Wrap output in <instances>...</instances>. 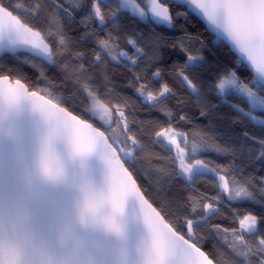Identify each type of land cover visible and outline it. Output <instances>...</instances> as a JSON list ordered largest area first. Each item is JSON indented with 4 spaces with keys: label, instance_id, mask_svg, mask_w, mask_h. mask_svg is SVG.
Here are the masks:
<instances>
[{
    "label": "snow or ice",
    "instance_id": "obj_1",
    "mask_svg": "<svg viewBox=\"0 0 264 264\" xmlns=\"http://www.w3.org/2000/svg\"><path fill=\"white\" fill-rule=\"evenodd\" d=\"M172 5L186 11L174 16ZM87 7L88 0H0V54H11L47 80L41 65H55L56 53L66 45L62 18L71 20L74 11ZM41 12L46 14L44 29L36 27ZM190 13L205 23L216 43L226 42L236 56L234 67L218 74L208 91L264 130V116L258 114L264 113V0H91L81 22L83 39L96 43L93 66L102 74L109 60L128 67L134 77L130 86L141 102L161 111L167 123L138 120L126 111L132 103L129 98L109 103L88 81L79 83L83 107L77 111L70 98L33 84L19 69L5 71L0 55V264H264V231L259 227L264 217L231 207L250 202L264 208V177L257 184L254 176L243 178L244 168L232 162L213 165L201 154L227 156L234 150L215 143L202 129L189 132L172 122L174 113L166 101L176 93L167 82L154 87V81L162 80V70L157 68L150 78L135 70L145 59V70L158 62L162 37L153 33L142 42L125 33L131 54L120 44L122 14L172 28L174 19ZM92 21L101 29L110 23L112 29L99 37L88 31ZM50 37L56 38L55 49ZM186 40L187 35L178 37L172 45H179L187 59L174 64L171 73L197 98L200 115L206 116L203 85L195 74L203 57ZM19 53L32 59L21 60ZM83 55L76 52L74 58ZM241 67L251 73L247 81L238 74ZM78 71L88 70L81 63ZM47 83L55 87L54 82ZM230 96L236 99L229 100ZM179 121L192 123L186 114L179 115ZM132 124L139 125V134ZM153 134L151 143L167 153L155 156L163 163L149 159L145 173L150 183L155 173L159 204L133 170L136 153L143 147L140 135ZM243 135L253 142L248 151L257 152L252 159L264 162V137ZM180 179L191 190L187 199L169 198L168 186ZM200 180L218 191L214 195L199 191L195 185ZM222 205L231 208L230 219L238 226L211 223L222 215ZM202 232L229 251L219 245L216 257L204 251Z\"/></svg>",
    "mask_w": 264,
    "mask_h": 264
},
{
    "label": "trees",
    "instance_id": "obj_2",
    "mask_svg": "<svg viewBox=\"0 0 264 264\" xmlns=\"http://www.w3.org/2000/svg\"><path fill=\"white\" fill-rule=\"evenodd\" d=\"M20 2L24 3L25 0H20ZM110 2L114 3L115 0H110ZM90 7L91 0H88V7L80 11H74V16L71 20L63 17L62 14L63 34L66 39V45L62 46L61 51L56 53L55 65H41L44 68L47 80L40 79L38 72L31 66L25 65L8 55H3L4 70L7 71L8 68L19 69L31 79L33 84L39 83L41 87H48L53 95L70 98L71 105L76 107L77 111H80L83 107L80 104L82 93L79 89V83L88 81L99 88L101 96L109 103L117 102L124 97L129 98L132 103L126 111L134 114L138 120H158L166 124L167 117L161 111L143 104L141 98L135 92V87L130 86V80H134V77H132V73L129 72L128 67H125L124 64L117 65L109 60L108 67L102 74L99 66H93V49L96 48V43L91 38L83 39L85 28L81 22L82 17L90 10ZM171 11L175 16L177 12H185L186 8L184 6L172 5ZM119 22L121 25V32L119 33L121 36V47L130 54L133 52V49L125 43L123 39L125 33L140 38L142 42L149 40L153 33L163 38L164 43H162L159 49L160 58L158 62L145 70L144 65L147 63V59H145L141 61L140 67L135 70L142 75H147L149 78L157 68L162 70V80L158 79L154 81V87L159 88L160 83L167 82L176 93V95L170 96L166 101V106L174 113L175 118L172 122L178 128L189 132H191L193 127L202 129L207 137L212 138L215 143L234 150V155L227 156L207 151L201 154L202 158L211 161L213 165H226L232 162L237 167H243V178L246 179L250 175L254 176L255 183L259 184V178L264 177V162L252 159L257 152L255 150L252 153L248 151L249 146H253V142L246 140L243 134L244 132H249L258 137H264V130L240 117L232 110L228 103L222 102L215 92L208 91V86L218 74L234 67L236 57L232 54L229 47L222 43H216L215 38L206 30V27L191 13L186 17L174 19V26L172 28L156 26L147 21L141 22L127 14H122ZM36 27L40 29L47 27L46 14L44 12H41L39 20L36 21ZM111 29L112 25L110 23L104 29H101L95 21H92L89 24L88 31L96 32L99 37H104L105 31ZM185 35H187L186 45L194 52L199 50V54L203 57L202 63L195 69V74H198L200 78L197 83L203 85L202 90L209 110V114L206 116L200 115V106L197 98L186 88H183L171 73L174 64H183L187 59L185 54L179 50V45L175 48L172 47L178 37ZM49 39L55 49L56 38L50 37ZM201 41L203 42V47H201ZM76 52H82L84 55L79 59H75L74 55ZM19 55L21 56V60L24 58L32 59V57L25 54ZM35 62L40 64V60L36 59ZM81 63L88 70L83 74H80L78 71L79 64ZM65 65L67 66L65 67ZM237 71L246 81L250 79L251 73L246 68L241 67ZM104 75H107V81L104 80ZM189 75L191 76L193 73L190 72ZM47 81L54 82L55 87H51ZM108 88H112L114 92L109 93L107 91ZM74 93L76 95L72 98L70 94ZM228 99L235 100L236 97L230 96ZM179 100H183V103H179ZM212 105H216V107L213 108ZM181 114H186L192 123L186 124L179 121V115ZM258 114L264 116V113ZM97 123L99 122L97 121ZM131 127L134 133H140L139 125L132 124ZM140 139L143 142V147L136 153L138 159L135 162L133 170L136 171L141 186L147 188L149 196L159 204V195L155 191V173H151V183L146 178L145 173L149 171L147 163L149 159H152L154 163H163L162 160H156L155 156L156 154L165 156L167 153L160 145L151 143V140L155 139L154 134L151 137L140 135ZM254 149H259V145H254ZM195 187L199 191L209 195H214L218 191L207 180L198 181ZM252 190L255 191V189ZM190 191V189L186 188L185 182L180 179L168 186L167 195L169 198L186 200ZM231 207L238 209L241 214L246 211H252L256 215L264 217V208L250 202H237L232 204ZM221 212L222 215L212 219V224H221L229 228L238 226L230 219V207L222 205ZM259 227L261 231H264V221L261 222ZM200 235L203 237L201 240L202 249L213 257L218 255L217 245H219L220 250L229 251L213 235L203 232Z\"/></svg>",
    "mask_w": 264,
    "mask_h": 264
},
{
    "label": "water",
    "instance_id": "obj_3",
    "mask_svg": "<svg viewBox=\"0 0 264 264\" xmlns=\"http://www.w3.org/2000/svg\"><path fill=\"white\" fill-rule=\"evenodd\" d=\"M193 16H195L205 27H206V25H205V23L200 19V18H198L195 14H192ZM154 24V23H153ZM154 25H156V24H154ZM156 26H160V25H156ZM206 30H207V28H206ZM214 38H215V36H214V34L213 33H211L209 30H207ZM222 44H224V45H226V46H228L229 47V49H230V46L225 42V43H222ZM231 51V50H230ZM232 52V54L235 56V53L233 52V51H231ZM19 54H25V55H28V56H30L28 53H19ZM0 55H8V56H12L11 54H0ZM13 57V56H12ZM31 57V56H30ZM236 57V56H235ZM37 60H39L38 58H36ZM48 66H52V65H48ZM92 163L93 164H96V165H98V162L97 161H95V160H93L92 161Z\"/></svg>",
    "mask_w": 264,
    "mask_h": 264
},
{
    "label": "rangeland",
    "instance_id": "obj_4",
    "mask_svg": "<svg viewBox=\"0 0 264 264\" xmlns=\"http://www.w3.org/2000/svg\"><path fill=\"white\" fill-rule=\"evenodd\" d=\"M61 2H63V0H61ZM99 122V121H98ZM100 123V122H99Z\"/></svg>",
    "mask_w": 264,
    "mask_h": 264
}]
</instances>
